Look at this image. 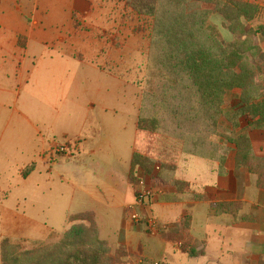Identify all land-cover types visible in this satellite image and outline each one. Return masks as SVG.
<instances>
[{
  "label": "crops",
  "instance_id": "0c3cea01",
  "mask_svg": "<svg viewBox=\"0 0 264 264\" xmlns=\"http://www.w3.org/2000/svg\"><path fill=\"white\" fill-rule=\"evenodd\" d=\"M94 13L93 0H0V229H41V236L30 239L44 241L55 232L51 219L58 212L65 218L63 230L87 225L69 222L71 215L87 213L100 239L112 250L124 247L142 264H258L264 257V189L256 186L255 175L236 167L232 146L222 167L220 153L214 159L187 154L173 160L175 179L186 183L183 191L154 189L142 207L165 226L160 232L151 234L127 217L125 207L137 191L128 180L131 158L145 154L137 116L108 113L106 98L97 95L112 76L105 67L37 64L56 47L82 57L76 50L84 46L83 36L87 43L92 35ZM229 94L227 107H236L238 91ZM249 121L240 117L239 128L247 129ZM247 132L254 153L264 157V129ZM127 137L126 150L120 140ZM56 140L75 143L72 153L51 155ZM51 193L56 199L49 201ZM11 200L17 204L8 205ZM218 202L240 207L215 214L211 203ZM176 225L184 247L161 236ZM1 236L12 237L5 231Z\"/></svg>",
  "mask_w": 264,
  "mask_h": 264
},
{
  "label": "trees",
  "instance_id": "16d2710c",
  "mask_svg": "<svg viewBox=\"0 0 264 264\" xmlns=\"http://www.w3.org/2000/svg\"><path fill=\"white\" fill-rule=\"evenodd\" d=\"M124 9L143 20L149 31L147 87L142 91L137 129L160 134L168 150L178 148L210 159L220 153L221 167L232 146L236 167L255 175L256 186L264 189V157L254 153L247 132L264 129V101L260 100L264 62L258 64L262 47L256 42L257 37L264 39V23L252 24L260 5L251 0H124ZM214 15L222 19L221 27L231 39L223 36L212 20ZM233 90L238 91L239 102L228 108L225 97ZM244 115L250 118L247 129L239 128ZM221 121L230 130L222 128ZM216 138L222 139L219 150L200 153ZM156 164L149 156L133 153L129 182L138 189L144 179L153 189L173 186L182 192L186 183L175 179L174 165L162 162L155 172ZM239 207L237 202L211 203L215 214ZM75 220L88 224H72L52 244L20 249L10 237H3L0 264H125L131 257L124 247L112 251L99 238L91 214L69 217V222ZM179 228L167 227L161 236L184 247ZM258 264H264V257Z\"/></svg>",
  "mask_w": 264,
  "mask_h": 264
},
{
  "label": "rangeland",
  "instance_id": "374dc122",
  "mask_svg": "<svg viewBox=\"0 0 264 264\" xmlns=\"http://www.w3.org/2000/svg\"><path fill=\"white\" fill-rule=\"evenodd\" d=\"M251 1L256 2L261 7L259 15L252 24L264 23V0ZM93 2L95 4L94 15L96 18L93 20L95 24L93 23L89 27L91 29L89 32L97 36L99 40H94L93 36L88 33L90 39H86V43L83 41L86 36H83L82 42L84 46L82 49L76 50V54L82 57H70L61 53L58 47L50 49L39 57L37 61L38 67H105L112 76L110 78L105 77L101 83L102 91L98 92L97 95H99L98 97H103V99L106 98L107 105L111 108V111L108 113L110 116H114L115 113L116 116H120L122 113L127 112L129 117L134 115L138 118L142 91L147 87L148 77L146 59L149 31L147 25L139 17L128 13L124 9V0H93ZM212 20L220 27L226 39L232 38V35L221 27L222 19L219 16L214 15ZM83 29L89 30L87 27H83ZM256 42L262 47V53L258 58V64H262L264 62V39L257 37ZM35 61V58H31L30 64H34ZM56 70L55 72L57 73L58 71ZM88 74L90 77L93 76V72L91 71ZM97 75L98 73L95 72L94 77L96 78ZM225 100L226 104L231 103L232 98L230 94L225 97ZM117 120H120V118H116V122ZM122 124H124V121H122ZM128 124L130 125L131 123L128 121ZM220 125L222 128L230 130V127L223 121H221ZM140 131L143 141L142 149L145 153L143 155L149 156L153 160V163L161 165L162 162H167L172 165L173 160H182V157L187 155L182 153L178 148L166 149L167 145H164L162 140H160L162 138L160 134H150L146 131ZM216 140L217 138L214 141L209 140L205 147L200 148V153L219 150L217 148L219 146L218 143L220 144L222 139ZM120 142L121 146L127 150L129 146L128 137L122 138ZM178 152L181 154H178ZM174 154L177 155L174 156ZM172 157L173 159H171ZM51 194L48 196L49 201L56 199V194ZM16 204V201L11 200L8 205L15 206ZM61 206L62 202L59 201L58 208ZM51 220L55 224V232L51 233L49 238L44 241L30 239L33 235L41 236V229H0V232L5 231L11 234L12 237L10 238L15 243H18L20 249L31 248L38 243L52 244L63 235L65 231L63 230L65 218L62 212H58ZM17 235H25L26 237H16ZM3 237L8 236H1L0 243ZM129 261L130 257L125 264H129Z\"/></svg>",
  "mask_w": 264,
  "mask_h": 264
},
{
  "label": "built area",
  "instance_id": "2783aa9c",
  "mask_svg": "<svg viewBox=\"0 0 264 264\" xmlns=\"http://www.w3.org/2000/svg\"><path fill=\"white\" fill-rule=\"evenodd\" d=\"M260 100L264 101V89L261 92ZM75 143L66 140H56L51 145L49 153L56 156H67L73 151ZM160 170V166L156 164L154 171ZM154 189L148 183L147 180L141 179L140 185L135 195V201L127 204L125 207L127 217L135 224L143 223L147 231L151 234H157L164 229L165 226L159 223L152 215L142 211L143 205L153 195ZM180 244V243H179ZM180 246V245H179ZM129 264H142V260L139 258L130 259ZM158 264V263H154Z\"/></svg>",
  "mask_w": 264,
  "mask_h": 264
}]
</instances>
